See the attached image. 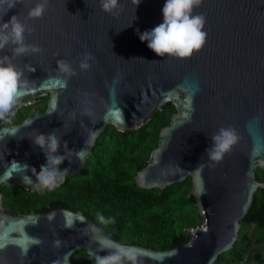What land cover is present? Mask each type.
<instances>
[{
	"label": "water",
	"instance_id": "1",
	"mask_svg": "<svg viewBox=\"0 0 264 264\" xmlns=\"http://www.w3.org/2000/svg\"><path fill=\"white\" fill-rule=\"evenodd\" d=\"M35 3L23 0L2 18L19 13L34 28L26 34L27 42L43 49L15 60L30 87L13 114L35 98L46 96L47 101L43 111L17 124L11 116L0 121V188L16 184L41 190L35 172L46 159L27 137L36 130L55 129L63 155V141L79 150L89 130H97V138L108 124L120 131L136 129L171 102L175 111L134 178L139 187L164 188L190 177L187 199L196 205L201 222L193 234L189 227L186 237L172 236L169 248L123 243L109 235L135 246L140 264H213L236 241L254 193L264 191V181L256 175L258 167L264 168V0H203L193 12L206 18V42L183 59L157 56L137 33L163 22L165 0H140L138 6L119 0L115 13L103 11L100 0H48L44 15L29 20L28 8ZM85 52L94 60L89 70L80 71ZM4 54L11 55L9 49ZM58 59L77 72L66 86L58 82L64 79ZM26 65L35 71L28 72ZM85 107L91 117L81 114ZM229 126L239 137L237 143L219 163L210 161V136ZM95 140L82 161L73 155L71 163L60 165L70 168L66 179L86 171ZM1 196L0 264H52L65 254L74 264V252L84 249L89 255L95 250L90 226L98 224L90 214L51 201L12 215L4 210ZM55 240L61 241L59 247Z\"/></svg>",
	"mask_w": 264,
	"mask_h": 264
},
{
	"label": "trees",
	"instance_id": "2",
	"mask_svg": "<svg viewBox=\"0 0 264 264\" xmlns=\"http://www.w3.org/2000/svg\"><path fill=\"white\" fill-rule=\"evenodd\" d=\"M45 99L20 107L12 115L13 122L43 110ZM174 111L168 102L136 129L120 131L106 125L85 161L86 171L68 177L54 190L30 191L16 184H2L4 210L16 215L60 201L71 210L90 214L105 233L115 234L123 243L169 248L172 236L186 237L188 228L201 222L196 205L187 199L190 177L164 188H143L137 186L134 174L148 160L160 129L169 123ZM256 175L264 181V168L258 167ZM97 213L115 222L100 225ZM240 223L233 246L219 254L213 264H264V191L254 193ZM72 260L74 264H95L84 249L74 252Z\"/></svg>",
	"mask_w": 264,
	"mask_h": 264
},
{
	"label": "clouds",
	"instance_id": "3",
	"mask_svg": "<svg viewBox=\"0 0 264 264\" xmlns=\"http://www.w3.org/2000/svg\"><path fill=\"white\" fill-rule=\"evenodd\" d=\"M22 2L23 0H0V53L5 52V49H9L11 53L0 55V121H7L13 115V109L21 95L30 87V81L24 75L25 70L15 63L16 58L43 52L39 45L27 42L26 34L31 35L34 28L22 20L19 13L11 15L7 21L2 19ZM47 2L48 0H36V3L28 8L27 18L29 20L41 18L46 11ZM202 2L203 0H165L162 7L163 22L142 33L137 29L139 39L142 42L147 41V47L162 58L165 56L190 58L194 52L200 51L206 42L207 32L204 31L206 18L203 14L193 12ZM133 3L138 6L140 0H133ZM100 7L105 12L115 13L120 8L119 0H100ZM92 60L94 57L90 52L83 53L78 64L80 71L89 70ZM56 63L58 72L64 77L62 80L58 78V82L66 86L68 78L77 75V72L71 63L63 59H58ZM25 67L28 72L35 71V68L27 65ZM81 114L91 117L93 113L90 108L85 107ZM31 123L27 122L26 126H30ZM96 135L97 130H89L84 147L79 150L69 149L67 141H63V155L59 153L62 140L56 135L55 129L51 133L36 130L34 135L27 136L34 146L39 147L46 159V163L35 172L37 187L51 191L63 184L70 168L61 169L60 165L65 160L71 163L73 160L69 157L73 155L82 161ZM210 139L211 144L206 149V155L210 161L219 163L237 143L239 137L235 129L229 126L221 127L210 136ZM96 218L99 224L104 226L115 222L114 218H105L99 213ZM90 230V241L96 248L90 250L89 256L95 264H140V253L135 246L114 240L96 225H91ZM60 244V240L54 241L55 247H59ZM101 252L106 254L101 255ZM69 261V255L65 254L62 259L52 261V264H69Z\"/></svg>",
	"mask_w": 264,
	"mask_h": 264
},
{
	"label": "flooded vegetation",
	"instance_id": "4",
	"mask_svg": "<svg viewBox=\"0 0 264 264\" xmlns=\"http://www.w3.org/2000/svg\"><path fill=\"white\" fill-rule=\"evenodd\" d=\"M42 98H44V97H40V98H35V99H33V101H32V103H34L36 100H38V99H42ZM45 100L47 101V97L45 96ZM31 103V104H32ZM46 106V105H45ZM45 109V108H44ZM43 109V110H44ZM43 110H40V111H38V112H36V113H34V114H32V115H28V116H26V117H29V116H33V115H35V114H37V113H39V112H41V111H43ZM11 119H12V115H11ZM13 121V120H12ZM14 123V122H13ZM14 124H17V123H14Z\"/></svg>",
	"mask_w": 264,
	"mask_h": 264
},
{
	"label": "built area",
	"instance_id": "5",
	"mask_svg": "<svg viewBox=\"0 0 264 264\" xmlns=\"http://www.w3.org/2000/svg\"><path fill=\"white\" fill-rule=\"evenodd\" d=\"M192 228V231H191V233L193 234L194 233V231H195V227H191Z\"/></svg>",
	"mask_w": 264,
	"mask_h": 264
}]
</instances>
